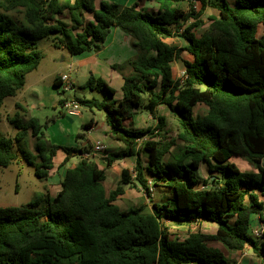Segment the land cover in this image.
Returning a JSON list of instances; mask_svg holds the SVG:
<instances>
[{
    "label": "trees",
    "instance_id": "16d2710c",
    "mask_svg": "<svg viewBox=\"0 0 264 264\" xmlns=\"http://www.w3.org/2000/svg\"><path fill=\"white\" fill-rule=\"evenodd\" d=\"M147 1L154 7L151 12L137 3L121 6L110 0H0V108L38 66L42 39L77 55L100 50L110 29L119 28L137 50L126 61L131 73L122 76L119 99L91 75L83 87L102 92L104 99L75 98L104 113L109 136L124 149L104 154L103 160L111 164L134 155V178L123 169L118 186L106 195L104 171L81 156L65 170L53 198L37 191L26 204L0 206V264H233L207 244L211 241L235 250L249 247L259 260L249 264H264V233L259 240L249 234L252 217L262 216L264 198V39L256 37L258 25H264V0H236L233 6L226 0ZM181 1L190 3L187 11ZM206 6L218 16L196 37L191 30L200 24ZM173 36L187 45L176 49L164 41ZM182 49L192 60H183L184 76L174 78L172 62ZM58 82L59 77L53 86ZM142 95L149 113L162 104L175 116L174 139L154 140L153 131L124 125L137 112ZM198 103L207 107L204 116L192 113ZM9 121L16 132L0 134V167L24 160L45 181L58 148L66 158L82 155V149L49 143L46 124L36 117L24 120L16 112ZM163 126L158 117L155 129ZM233 155L246 158L253 170L241 171L229 161ZM202 163L209 174L202 182L211 185L197 189ZM147 176L152 186L169 188L171 196L152 203L150 212L144 205L120 210L113 200L125 185H140L150 197ZM202 220L216 224L213 234L171 238L163 225Z\"/></svg>",
    "mask_w": 264,
    "mask_h": 264
},
{
    "label": "crops",
    "instance_id": "0c3cea01",
    "mask_svg": "<svg viewBox=\"0 0 264 264\" xmlns=\"http://www.w3.org/2000/svg\"><path fill=\"white\" fill-rule=\"evenodd\" d=\"M113 1V0H110ZM119 5L125 6L132 3H137L138 7H141L148 12L153 10V5L147 0H117ZM236 0H226V2L233 6ZM114 2V1H113ZM185 1L180 2V7ZM200 5V4H199ZM218 12L215 8L211 6H206L199 16L201 22L199 25L194 27L191 31L197 37L202 32H204L210 25L211 19L217 17ZM187 26L186 24L183 25ZM256 37L264 39V25L259 24L256 29ZM169 45L178 48H184L187 45V41L180 36L168 37L164 40ZM61 49V48H60ZM63 49V48H62ZM66 50V49H65ZM67 51V50H66ZM68 53V51H67ZM137 50L131 43V38L125 32L119 28H111L109 34L106 37L105 42L102 44L100 50L94 52H84L77 55L65 54L63 50H60L59 58H53L52 61L55 63V67L52 68L48 73V80L51 81V84L55 78H58L62 73H68L71 79L73 80V87L69 91H65L67 94H62L59 91L58 87H54L52 84V89L56 91V96H53V93H48L49 98L51 99V104L55 111V117L50 121L48 127H55L52 133L46 138L47 141L51 144L60 146V147H75L82 149V154H89V158L93 160L97 166L104 171V179L102 181V187L106 195L113 191L119 184L121 178V171L127 169L130 172L131 178H134L133 168L135 165V156L128 155L122 159L116 160L111 164H106L103 160V155L109 152L120 151L124 149V145L109 136L108 126L105 123L104 113L101 110L94 108H88L82 105L81 111L76 115H68L63 112L60 107L61 101L64 98H89L85 96V93L89 91V94H93L94 90L84 88L83 84L86 79L91 75L94 78H101L108 86L114 89V99H119L121 97V84L122 76L131 73V67L126 63L127 60L135 58ZM183 60L191 61L192 57L185 50H181L178 59L172 62V75L174 74V69L178 72L184 71ZM42 58L33 71L29 72L25 77V83L23 87L17 91L15 99H18L22 102L20 94L21 90L28 89L30 94H37V90H40L42 87L40 83L41 80H38L34 73L44 72L42 68ZM113 64H122L121 68L114 69L112 68ZM174 77V75H173ZM46 86V85H44ZM47 89V88H45ZM21 93V92H20ZM70 93H72L70 95ZM94 96H90L92 98ZM8 98V97H7ZM97 98V97H95ZM6 99V98H5ZM4 99V100H5ZM101 100V98H97ZM4 102V101H3ZM19 104L18 102H16ZM14 103V106H16ZM39 103L32 102L31 108L35 109ZM201 104V103H198ZM22 107H27L28 105L19 104ZM197 105V104H196ZM192 108V113L194 116H204L207 113V107H205V112L203 114H194V108ZM25 107V108H26ZM23 108V110L25 109ZM165 109L168 111L167 107L160 104L157 106L154 114L149 113L146 109H139L134 114L131 119L125 120L123 123L126 127L134 129H148L153 131V139H159L161 134H165L164 129L166 127L165 117L160 115V109ZM20 109V108H19ZM141 112V113H140ZM170 113V111H168ZM172 115V114H171ZM154 117L155 120L151 119ZM158 117H162L164 120V126L161 129H155L158 124ZM158 131H163V133H156ZM78 133L82 134V137L76 139ZM159 134V135H158ZM166 139H169L168 136H165ZM148 138V135L144 137ZM96 144H101L104 146L103 152H95L93 147ZM82 155L73 154L66 158L65 152L58 148L53 157V167L49 171V175L45 181H42L41 189L39 191H45L51 198L56 196L60 191L61 185L60 182L63 178L65 170L67 168H72L76 165L77 161ZM141 160H145V152H140ZM243 159L242 162H239L238 165H235L241 171H252L253 165L246 158L240 157ZM234 163V162H233ZM204 166L206 172V166L202 163L200 167ZM199 167V168H200ZM206 179L208 178V173L206 172ZM200 182L195 185V188L202 189L204 187H210V183H204L202 180H206L204 176L200 177ZM214 177L211 178L213 180ZM147 181H151V178L147 176ZM150 197H148L140 185L131 184L125 185L123 193L119 194L113 200V203L120 210H128L131 207L137 205H144V210L146 212L151 211L152 203H163L166 199L171 196L170 189L164 185L152 186L150 192ZM263 202L262 207V216L264 215V198L261 199ZM259 216L255 214L252 217L251 226H255L258 222ZM163 225L167 228L170 237L172 238L171 231L172 229L184 230L183 233L178 234V238H184L188 233L191 232H202L213 234L216 229V224L208 221H198L191 224H176L170 221H164ZM190 225V230H187ZM197 226H200L199 229H196ZM206 227L212 229L208 231ZM185 232H187L185 234ZM184 234L183 236H181ZM212 242V243H211ZM207 244L209 246L218 248L225 258L232 262L233 264H249L252 262V253L250 252L249 247H245L242 250L229 249L218 241H211ZM235 261V262H234Z\"/></svg>",
    "mask_w": 264,
    "mask_h": 264
},
{
    "label": "rangeland",
    "instance_id": "374dc122",
    "mask_svg": "<svg viewBox=\"0 0 264 264\" xmlns=\"http://www.w3.org/2000/svg\"><path fill=\"white\" fill-rule=\"evenodd\" d=\"M115 3H119L117 0H113ZM133 1H131L132 3ZM190 3L188 1H185L181 9L184 11H187L189 9ZM193 7H195V10H198L200 8L199 3H196ZM200 19V17H199ZM201 20V19H200ZM193 21L190 19L189 22ZM189 22L186 23V25L189 24ZM37 48L42 52V68L44 69V72L34 73L35 77L38 80H41L42 82L40 85L42 86L40 90H37L36 96L34 94H30L28 89L21 90L18 94H20V97L22 99V102L18 99H15L16 97H8L4 100L3 105L0 108V134L7 135V136H13L16 132V128L12 123H10L9 118L14 116L16 112L19 113V116L23 118L24 120L28 117H36L40 120L41 123L46 124V127L44 129V135L47 138L50 133L54 130L55 127L50 125V121L52 118L55 117V111L51 104V99L49 98L48 93H53V96H56V91L52 89L51 81L48 80V73L49 71L55 67V63H53V58H59L60 56V50H63L65 54H68L65 48H55L51 45L50 41L48 39H42L38 41ZM180 49V48H178ZM174 78H179L181 76V72L176 71L174 69ZM46 85V86H44ZM47 88V89H45ZM89 91L85 93L86 97L94 96L97 98L104 99V95L102 92L94 91L93 94H89ZM62 94H67L65 92H62ZM72 93H70L71 95ZM82 97V96H81ZM18 102L19 104L28 105L25 110H21L14 106V103ZM39 103L35 109L31 108V103ZM146 103V95H142V103L139 106V109H145L143 104ZM205 112V107L203 104H197L194 108V114H203ZM141 113V112H140ZM160 115H163L162 117H165V123L166 127L164 129L165 134L163 131H158L156 133H163L161 134L159 139L166 140L165 136H168L169 139H174L177 133V120L175 116L171 115L168 111L165 109H160ZM9 117V118H8ZM151 119L155 120L154 117H151ZM156 139V140H159ZM167 139V140H169ZM230 162L236 163L238 165L239 162H242L243 159L240 158V156L233 155L229 159ZM197 175L199 177L204 176L206 179V172L204 169V166L197 169ZM42 180L38 179L34 176L32 167L28 165L24 160L19 161L16 164L9 165L8 167H0V206H20L23 204L28 203L31 201L33 195L35 192L39 191L41 189ZM200 226H197L196 229H199ZM208 231H211L212 229H209V227H206ZM187 230H190V225L188 226ZM184 230H178V229H172L171 235L172 238H178V234L183 233ZM187 232H185L186 234ZM182 234L181 236H183ZM212 243V242H211ZM251 252V250H250ZM252 253V252H251ZM252 261L258 262V258L254 256L252 253ZM235 262V261H234Z\"/></svg>",
    "mask_w": 264,
    "mask_h": 264
},
{
    "label": "built area",
    "instance_id": "2783aa9c",
    "mask_svg": "<svg viewBox=\"0 0 264 264\" xmlns=\"http://www.w3.org/2000/svg\"><path fill=\"white\" fill-rule=\"evenodd\" d=\"M184 76V71L181 72V77ZM73 87V80L69 76L68 73H62L59 75V82H58V89L60 92H65L71 90ZM61 109L64 113L68 115H76L79 114L81 111L82 105L80 102L75 98H64L62 99V102L60 104ZM93 150L95 152H103L104 146L101 144H96L93 147ZM83 157H90L89 154H82ZM148 187L149 191L152 190V184L151 181H148ZM264 233V215L259 217L258 222L255 226L250 227L249 234L251 238L259 240L262 237V234Z\"/></svg>",
    "mask_w": 264,
    "mask_h": 264
}]
</instances>
